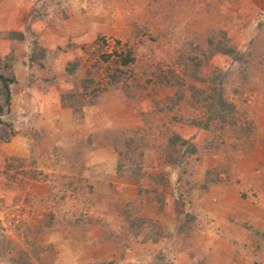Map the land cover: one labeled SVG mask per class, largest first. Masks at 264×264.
Masks as SVG:
<instances>
[{
    "label": "rangeland",
    "instance_id": "1",
    "mask_svg": "<svg viewBox=\"0 0 264 264\" xmlns=\"http://www.w3.org/2000/svg\"><path fill=\"white\" fill-rule=\"evenodd\" d=\"M0 76V264H264V0H0Z\"/></svg>",
    "mask_w": 264,
    "mask_h": 264
},
{
    "label": "trees",
    "instance_id": "2",
    "mask_svg": "<svg viewBox=\"0 0 264 264\" xmlns=\"http://www.w3.org/2000/svg\"><path fill=\"white\" fill-rule=\"evenodd\" d=\"M20 38L23 37L21 34L19 36ZM207 45H210L209 47H212L213 52L216 50V52L223 53L228 56H236V52L230 48L228 45L224 44V42L218 41L213 43L211 39L205 38ZM236 58H239L236 56ZM134 58L128 54L126 55L122 61L120 62L122 66L127 67L130 65ZM241 61V60H239ZM224 81H225V75L219 73L216 76L212 77L210 80V85L208 86V90H201L196 88L195 86L190 85L189 90L191 91L192 97L195 99L196 103H201L202 106L205 107V119L203 120H197L194 123L196 125L202 126L204 129H208V125L210 122L213 121V119L217 116H219L222 119V122L225 121L228 117H232L233 114H235V108L234 106L228 102V100L225 98V92H224ZM0 83L3 84L4 89H3V97L7 99L9 103L10 99V92H9V86L11 85V82L3 79L0 76ZM169 82L164 79H157L156 84L158 86L162 84H168ZM179 103L178 100L170 103L168 105V109L171 110ZM204 115V114H203ZM233 119V117H232ZM233 120L230 121L229 125L232 127V125H236L235 123H232ZM170 144L171 146L176 145L177 147H180V149H183V152L188 153V154H194L196 152L195 147L190 144L187 140L183 139L177 134H174L173 138L170 139ZM172 150H175L174 147H172ZM180 155H178V158ZM176 157H173V159H169V163L173 164L176 162Z\"/></svg>",
    "mask_w": 264,
    "mask_h": 264
}]
</instances>
